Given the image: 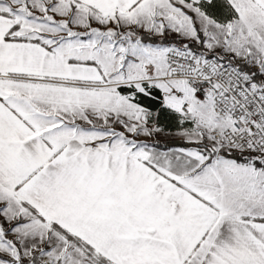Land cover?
<instances>
[{"label":"snow or ice","instance_id":"6c2138e0","mask_svg":"<svg viewBox=\"0 0 264 264\" xmlns=\"http://www.w3.org/2000/svg\"><path fill=\"white\" fill-rule=\"evenodd\" d=\"M0 264H264V0H0Z\"/></svg>","mask_w":264,"mask_h":264}]
</instances>
